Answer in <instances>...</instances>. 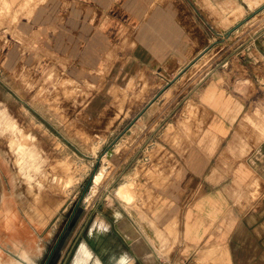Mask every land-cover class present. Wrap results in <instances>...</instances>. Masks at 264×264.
I'll use <instances>...</instances> for the list:
<instances>
[{
  "label": "crops",
  "instance_id": "obj_1",
  "mask_svg": "<svg viewBox=\"0 0 264 264\" xmlns=\"http://www.w3.org/2000/svg\"><path fill=\"white\" fill-rule=\"evenodd\" d=\"M192 1L0 0L8 4L0 13V74L55 67L60 74L49 83L72 81L89 109L104 88L102 120L90 111L93 120L80 129L111 145L110 159L119 155L121 178H136V192L141 178L155 179L162 225L179 233L172 264H264V28L238 41L246 27H219ZM207 55L217 63L156 123L159 95L151 99L160 81ZM132 80L137 94L127 95ZM108 228L84 238L89 264L126 255L145 264L124 232L126 248Z\"/></svg>",
  "mask_w": 264,
  "mask_h": 264
},
{
  "label": "rangeland",
  "instance_id": "obj_2",
  "mask_svg": "<svg viewBox=\"0 0 264 264\" xmlns=\"http://www.w3.org/2000/svg\"><path fill=\"white\" fill-rule=\"evenodd\" d=\"M192 4L202 16L219 27L233 26L234 23L246 27L244 33L237 36L238 41L247 38L248 32L264 28V0H196ZM6 9L8 4L4 2L0 13ZM217 58V55H207L179 73L171 88L167 87L158 96L160 110L156 123L165 120L172 105L180 103L208 68L217 63ZM15 73L16 77L12 78L0 74V247L3 258L9 259L17 254L11 245L12 237L17 234L22 237L21 243L26 245L34 239L30 251L35 263L43 264L62 236L52 255L53 264H61L88 219L78 243L106 231L99 226L95 231L91 230L98 218L109 226L107 232L117 239L116 245L126 248V243L121 240L123 231L118 220L116 223L114 220L128 217L140 229L139 239L145 248L143 251L135 249L145 258V264L159 261L172 264L168 251L172 242L179 241V233L177 228L169 231L171 225L168 228L162 225L167 214L166 217L160 215L156 209L160 194L152 189L155 179L141 178L143 183H140L138 192L134 177L122 179L121 175L115 186H111L124 163L118 154L110 159L111 151L106 153L111 145L97 143L100 138L96 139L93 131L80 129V126L87 128L86 125L93 120L95 113L90 111L97 110V123L102 120L107 108L104 88L89 109L88 99L79 94L72 81L62 79L59 84L49 83L47 76L52 78L60 74L55 67L40 70L24 66ZM168 81L161 80V88ZM80 89L86 90L87 87L80 85ZM123 89L128 95V91L136 92L138 85L132 80ZM138 96L130 97L131 101ZM124 99L119 100L120 108ZM96 166L94 183L85 191ZM157 173H160L158 169ZM120 186L127 191L131 187L132 203L116 190L121 189ZM108 188L110 191L101 200ZM82 200H85L84 204ZM77 212L79 216L74 221ZM9 218L11 224L7 222ZM146 238L152 244H155L153 238L156 239L157 246L152 247ZM75 250L67 264H71Z\"/></svg>",
  "mask_w": 264,
  "mask_h": 264
},
{
  "label": "bare ground",
  "instance_id": "obj_3",
  "mask_svg": "<svg viewBox=\"0 0 264 264\" xmlns=\"http://www.w3.org/2000/svg\"><path fill=\"white\" fill-rule=\"evenodd\" d=\"M110 152L107 151L106 154H108ZM97 172V171H96ZM95 172V174H96ZM100 175L97 176L96 180L98 181ZM95 180V178H94ZM129 184V183H128ZM127 184V185H128ZM125 185V184H124ZM115 186V185H114ZM113 186V187H114ZM129 186V185H128ZM119 188L121 189H116V190H119L120 194L130 203H132L130 200L132 199L131 197V194H130V191H131V187L129 188V192L127 191V189L123 186H120ZM124 188L126 189L124 191ZM110 191V190H109ZM108 191V192H109ZM107 192V193H108ZM29 193V192H28ZM106 193V194H107ZM119 195V194H118ZM121 197V196H120ZM108 198V197H107ZM111 203V201H110ZM112 204V203H111ZM127 205V204H126ZM129 206V204L127 205ZM136 209V208H135ZM118 210V209H117ZM116 212V211H115ZM118 212V211H117ZM116 212V213H117ZM20 213V212H19ZM117 215V214H116ZM36 216V215H35ZM118 216V215H117ZM119 218V217H118ZM96 224H99V226L101 228H106V223H104L102 221L101 218H98L92 226H95ZM118 226L119 228L125 233V235L131 239L132 241V244L133 246L139 251V250H142L145 248L144 247V244L142 242V240L139 239V233H140V229L137 227L136 224H134V222L128 218V217H124L122 218L121 220H119L118 222ZM22 230V229H21ZM78 247V246H77ZM209 247V246H208ZM23 249V248H22ZM93 250V249H92ZM92 250L88 244V242L86 241V239H83L82 243L79 245V248L78 250L76 251V254L75 256L73 257V260L71 262V264H89V260L92 256ZM1 251V249H0ZM139 253V252H138ZM142 253V252H140ZM20 254V253H19ZM24 254V252H23ZM140 255V254H139ZM24 258V257H23ZM24 261V260H23ZM117 263L118 264H133V258L130 257V256H121L120 258H118L117 260ZM102 262V261H101ZM99 259H97V263L96 264H103L101 263ZM0 264H8V262L3 258V255H2V252H0Z\"/></svg>",
  "mask_w": 264,
  "mask_h": 264
},
{
  "label": "water",
  "instance_id": "obj_4",
  "mask_svg": "<svg viewBox=\"0 0 264 264\" xmlns=\"http://www.w3.org/2000/svg\"><path fill=\"white\" fill-rule=\"evenodd\" d=\"M238 25H236V27H237ZM232 30L233 29H230L229 30V32H232ZM220 41H222V38H218L217 39V42H220ZM210 47H208L206 50H208ZM205 50V51H206ZM204 51V52H205ZM203 52V53H204ZM200 56H197V57H195L194 59H192L182 70H181V72L182 71H185V69H187L191 64H193L198 58H199ZM179 75H177L175 78H173V79H171V80H169L168 81V83L166 84V85H164L157 93H156V95L151 99V101H154L155 99H156V97L158 96V95H160L167 87H169L170 85H171V83L178 77ZM183 100V99H182ZM182 100L180 101V103L177 105V106H179L180 104H181V102H182ZM96 170H97V166H96V168H95V172H96ZM95 172L90 176V178L88 179V182L86 183V185H85V191H88L90 188H91V186H92V183H94V178H95ZM121 177V175H119L118 177H116L115 178V180H114V182L111 184V186H113L114 184H115V182L119 179ZM109 191V188L102 194V197H101V200H103L104 198H105V196H106V193ZM82 202H83V204L85 203V200H82ZM80 210H82V208L81 209H79V211ZM78 216H79V213L77 212L76 214H75V217L73 218V220L74 221H76V219L78 218ZM89 222V219L86 221V223H85V225L82 227V229H81V231L79 232V235H78V237L76 238V240L74 241V243L72 244V246L70 247V249H69V251H68V253H67V255H66V257H65V259L62 261V263L61 264H67L68 263V261H69V259H70V257H71V255H72V253L74 252V250L75 249H77L76 247H77V244H78V241H79V238L82 236V233H83V231H84V229L86 228V225H87V223ZM61 238H62V236H60L59 237V240L57 241V243L54 245V247H53V249H52V251H51V253H50V256H52L53 255V253H54V251H55V249H56V247H57V245L59 244V242H60V240H61ZM76 251V250H75ZM54 263V262H53ZM34 264H36V263H34Z\"/></svg>",
  "mask_w": 264,
  "mask_h": 264
},
{
  "label": "flooded vegetation",
  "instance_id": "obj_5",
  "mask_svg": "<svg viewBox=\"0 0 264 264\" xmlns=\"http://www.w3.org/2000/svg\"><path fill=\"white\" fill-rule=\"evenodd\" d=\"M10 220H11L10 218L7 220L8 224H11ZM12 240H13V243H11L12 248L14 247V249L17 250V254L15 255V257H11L9 259L5 258V260L8 262V264H34L35 258L32 254L33 252L30 251V247H32L34 244V242H33L34 239L33 238L30 239L28 241V244L26 245L24 243H21V241H23V240H22V237L20 235L14 234V236L12 237ZM0 249H1V247H0ZM1 251H2V249H1ZM23 252H24V254H23ZM118 258H120V257H118ZM53 262H54L53 257L49 255V257H47V259L43 262V264H53Z\"/></svg>",
  "mask_w": 264,
  "mask_h": 264
}]
</instances>
